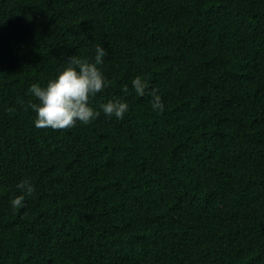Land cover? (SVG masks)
Here are the masks:
<instances>
[{
    "label": "trees",
    "instance_id": "16d2710c",
    "mask_svg": "<svg viewBox=\"0 0 264 264\" xmlns=\"http://www.w3.org/2000/svg\"><path fill=\"white\" fill-rule=\"evenodd\" d=\"M97 46L99 116L37 129ZM0 264H264V0H0Z\"/></svg>",
    "mask_w": 264,
    "mask_h": 264
},
{
    "label": "clouds",
    "instance_id": "9594fccd",
    "mask_svg": "<svg viewBox=\"0 0 264 264\" xmlns=\"http://www.w3.org/2000/svg\"><path fill=\"white\" fill-rule=\"evenodd\" d=\"M95 52L94 62L81 59L78 55L71 56L65 63L66 67L45 87L33 84L28 89L36 101H29L27 107L36 113L34 124L37 129L68 130L75 127L77 122L87 125L99 116V112L90 106V102L108 83L98 67L103 64L107 53L100 46L96 47ZM132 85L139 96L145 95L148 85L144 79L137 76ZM123 91L128 92L127 86L123 87ZM152 107L161 113L164 111V105L155 90ZM101 108L106 116H114L117 119H123L128 111L127 103L119 100L109 101L101 105ZM17 188L23 194L11 199L13 209L23 208L25 196H31L35 191L27 179L19 183Z\"/></svg>",
    "mask_w": 264,
    "mask_h": 264
}]
</instances>
